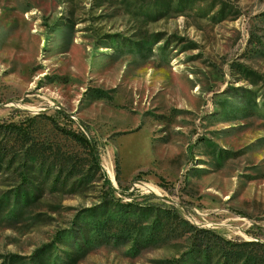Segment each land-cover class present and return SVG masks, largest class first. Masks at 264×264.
Returning <instances> with one entry per match:
<instances>
[{"label": "rangeland", "instance_id": "1", "mask_svg": "<svg viewBox=\"0 0 264 264\" xmlns=\"http://www.w3.org/2000/svg\"><path fill=\"white\" fill-rule=\"evenodd\" d=\"M180 258L264 264V0H0V264Z\"/></svg>", "mask_w": 264, "mask_h": 264}, {"label": "trees", "instance_id": "2", "mask_svg": "<svg viewBox=\"0 0 264 264\" xmlns=\"http://www.w3.org/2000/svg\"><path fill=\"white\" fill-rule=\"evenodd\" d=\"M62 115H66L65 113H62ZM66 135L70 136L72 139L76 140L81 146L83 145L84 147H86L89 151V154L92 156L93 160H94V164L95 166L100 169V155H98V148L96 145H94L89 138H87L84 134H77L75 132L72 131H65ZM106 178V175H105ZM138 178H135L134 180L136 181ZM28 181V180H27ZM107 181V180H106ZM107 184L109 185V188L111 191H114V188H112L111 183L109 182V180L107 181ZM27 186H29L30 184H26ZM29 193L28 191H26L25 193H18L16 197H21L23 196L25 199H30L29 198ZM133 205H127V207H132ZM132 209V208H131ZM132 212V211H129ZM225 252V251H224ZM229 259H231L232 257L229 256L227 257ZM185 261L184 258H180V259H175L173 261V264H183Z\"/></svg>", "mask_w": 264, "mask_h": 264}]
</instances>
